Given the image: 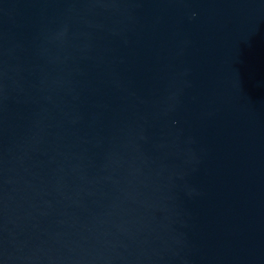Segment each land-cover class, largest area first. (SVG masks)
Segmentation results:
<instances>
[{
    "label": "water",
    "instance_id": "1",
    "mask_svg": "<svg viewBox=\"0 0 264 264\" xmlns=\"http://www.w3.org/2000/svg\"><path fill=\"white\" fill-rule=\"evenodd\" d=\"M0 264H264V0H0Z\"/></svg>",
    "mask_w": 264,
    "mask_h": 264
}]
</instances>
